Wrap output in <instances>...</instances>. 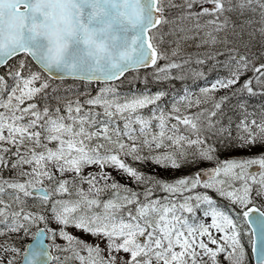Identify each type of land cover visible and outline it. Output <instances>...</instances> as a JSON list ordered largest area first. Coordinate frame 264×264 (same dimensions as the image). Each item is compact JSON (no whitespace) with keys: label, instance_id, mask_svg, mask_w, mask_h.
<instances>
[{"label":"snow or ice","instance_id":"snow-or-ice-1","mask_svg":"<svg viewBox=\"0 0 264 264\" xmlns=\"http://www.w3.org/2000/svg\"><path fill=\"white\" fill-rule=\"evenodd\" d=\"M249 248L264 264V0H0V264Z\"/></svg>","mask_w":264,"mask_h":264},{"label":"trees","instance_id":"trees-1","mask_svg":"<svg viewBox=\"0 0 264 264\" xmlns=\"http://www.w3.org/2000/svg\"><path fill=\"white\" fill-rule=\"evenodd\" d=\"M202 82L203 81H200L199 82V85L200 86H201ZM64 84L65 85H67V84H73L74 87L77 86V85H74L73 81H66V82H64ZM136 86H140V85H136ZM188 86H191L193 88V90H196V88H197V85L195 83H192L191 81L188 82ZM157 87L158 86H153V90L155 91L157 89ZM167 87L168 88H173V85H167ZM177 87H179V85H177ZM260 103H261L260 99L259 98H256L252 102V107L259 108L260 107ZM256 151H259V150L257 149ZM234 154H237V155H246V154H242V153H234ZM143 171H145V172H151L152 169L149 166V167H145L143 169ZM159 175L162 176V177H169L171 174L170 173H165V172H160Z\"/></svg>","mask_w":264,"mask_h":264},{"label":"rangeland","instance_id":"rangeland-1","mask_svg":"<svg viewBox=\"0 0 264 264\" xmlns=\"http://www.w3.org/2000/svg\"><path fill=\"white\" fill-rule=\"evenodd\" d=\"M75 85V84H74ZM64 87H74L73 84H67V85H63ZM130 85H124L125 89H127ZM76 87V86H75ZM121 182H124V181H121Z\"/></svg>","mask_w":264,"mask_h":264},{"label":"water","instance_id":"water-1","mask_svg":"<svg viewBox=\"0 0 264 264\" xmlns=\"http://www.w3.org/2000/svg\"><path fill=\"white\" fill-rule=\"evenodd\" d=\"M254 259H255V264H257L256 258H255V254H254Z\"/></svg>","mask_w":264,"mask_h":264}]
</instances>
